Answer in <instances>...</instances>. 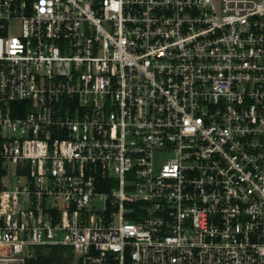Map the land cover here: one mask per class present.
Returning <instances> with one entry per match:
<instances>
[{"label": "built area", "instance_id": "obj_1", "mask_svg": "<svg viewBox=\"0 0 264 264\" xmlns=\"http://www.w3.org/2000/svg\"><path fill=\"white\" fill-rule=\"evenodd\" d=\"M264 264V0H0V264Z\"/></svg>", "mask_w": 264, "mask_h": 264}, {"label": "trees", "instance_id": "obj_2", "mask_svg": "<svg viewBox=\"0 0 264 264\" xmlns=\"http://www.w3.org/2000/svg\"><path fill=\"white\" fill-rule=\"evenodd\" d=\"M64 259V254L61 251H52L47 255H41L36 264H63L65 263ZM32 264H35V262L32 261Z\"/></svg>", "mask_w": 264, "mask_h": 264}, {"label": "rangeland", "instance_id": "obj_3", "mask_svg": "<svg viewBox=\"0 0 264 264\" xmlns=\"http://www.w3.org/2000/svg\"><path fill=\"white\" fill-rule=\"evenodd\" d=\"M35 250H37V252L39 254H44L45 251L46 252H52V251H61L63 254H75L74 250L72 247H69V246H54L53 250H50V248L48 246H42V245H38V246H34L33 247Z\"/></svg>", "mask_w": 264, "mask_h": 264}]
</instances>
